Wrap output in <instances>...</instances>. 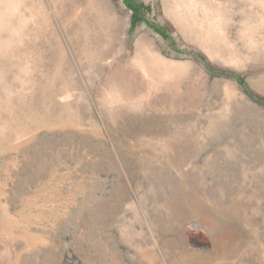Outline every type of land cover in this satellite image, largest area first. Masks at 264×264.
Returning a JSON list of instances; mask_svg holds the SVG:
<instances>
[{
  "label": "rangeland",
  "instance_id": "obj_1",
  "mask_svg": "<svg viewBox=\"0 0 264 264\" xmlns=\"http://www.w3.org/2000/svg\"><path fill=\"white\" fill-rule=\"evenodd\" d=\"M0 264H264V0H0Z\"/></svg>",
  "mask_w": 264,
  "mask_h": 264
}]
</instances>
